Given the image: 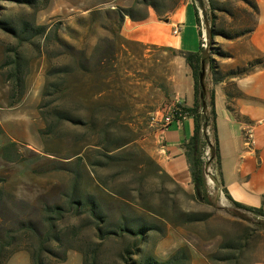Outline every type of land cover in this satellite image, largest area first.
<instances>
[{
	"label": "trees",
	"instance_id": "obj_1",
	"mask_svg": "<svg viewBox=\"0 0 264 264\" xmlns=\"http://www.w3.org/2000/svg\"><path fill=\"white\" fill-rule=\"evenodd\" d=\"M4 1L30 7L32 15L30 17L18 16L16 20L0 19V28L13 36L19 44L29 43L40 53L44 50L48 54L47 57L52 56L50 48L53 44L56 51L63 50L62 53L68 54L70 57V62L50 66L47 71L48 78L57 76L58 80L48 81L44 87L39 113L43 119L51 122L48 123L47 129L41 131H44V134L50 133L54 131L53 122L58 124L67 120L75 124H82L87 130L99 129L98 153L100 158L93 159L85 151L78 154L75 163L69 164L70 167L68 165L59 167L67 170L71 175L70 183L58 189L55 201L41 198L40 204L35 208V213L30 215L25 214L26 205L21 206L19 211L10 208L0 187V203L3 204V208L0 209V264H7L15 253L21 251L29 253L32 264L64 262L67 260L70 250L82 253L83 264H101L100 246L110 240L122 241L119 255L124 264H190L191 255L187 246L178 247L166 258L158 257L153 246L147 248L151 236L162 235L161 233L165 231L161 224L162 219L144 208L137 207L131 201L133 195L127 186L118 189L108 180H103L101 184L97 182L91 188L85 182L91 168H95V166L113 167L123 164L127 159V157L121 156L117 150L129 144L130 141L117 136L109 127L112 120L120 118L122 111L130 110L128 93L131 81L127 74L129 71L132 74L139 73V69L134 65L138 58L143 59L144 49L148 47L143 42L129 39L123 34L125 19L129 17L132 20L140 21L147 18V14L140 12L133 5L118 4L104 9L88 8V15L78 17L79 24L85 26L87 31L85 33L75 29L72 31L77 36L84 34L87 38L93 37L95 40L92 45H88L86 41V45L82 43L77 47L73 42L60 35L58 27L37 19L41 2L45 0ZM200 1L202 6H205L203 0ZM234 1L244 2L247 5L235 10ZM136 2L154 8L159 19L163 18L159 11V6H165L162 0H136ZM191 3L197 22L201 25L198 9L193 2ZM204 12L208 36L214 41L216 35L228 39L250 35L258 27L260 7L257 0H209V11L205 10ZM224 14L238 18L237 22L239 23H234L229 28L225 27ZM99 27L103 30L102 32H99ZM10 49L15 51L6 59L3 66H8L5 74L6 80L11 84V98L14 99L12 100L14 104L21 100L27 91L32 61L19 49L15 47ZM205 51L204 46H201L200 50L196 52L171 51L173 55L182 54L186 58L193 72L196 93L194 106L174 104L172 109L175 113L173 121L183 119L187 114L194 117L195 128L188 142V155L191 160L195 193L190 196L199 202L209 203L206 164L203 160L205 146L210 143L207 135L209 127L213 130L215 140L211 148V160L219 158V146L214 89L207 93L206 104L201 98L202 88L199 74ZM219 53L225 54L222 51ZM209 63H212L213 82L218 83L225 78L244 77L255 72L257 68L264 67V58H256L246 65L237 66L226 72L218 69L212 55L209 58ZM113 75H115L114 79ZM147 78L153 84L160 86L164 93L169 90L165 76H161L164 79L161 82L152 79L149 74ZM48 93L54 94L55 98L68 97L83 105L86 111L85 117L73 114L69 107H55L46 111L43 106ZM19 150L18 142L8 139L2 149L3 157L13 162L19 160L22 165L25 161L23 168H25L26 174L30 172L29 170H33L35 163L46 158V155L39 154L34 157L36 161L32 162L31 158L22 159V153ZM144 156L149 160V164L152 162L151 166H158L171 180L179 184L161 165H157L158 163L153 157L148 154ZM116 190H123V195ZM140 194L142 195V187L139 185L136 195ZM225 194L235 207L253 212L258 217H264L262 208L243 205L233 200L227 191ZM116 199L120 202L121 210L119 212L115 211L112 206V202ZM183 214L187 222L204 220L208 216L207 213L199 212ZM257 231L255 227H245L238 232L229 233L228 237L221 242L219 249L208 255V260L211 264H241L242 259L248 254L249 247L258 238ZM90 234L94 236V239L89 237Z\"/></svg>",
	"mask_w": 264,
	"mask_h": 264
},
{
	"label": "rangeland",
	"instance_id": "obj_2",
	"mask_svg": "<svg viewBox=\"0 0 264 264\" xmlns=\"http://www.w3.org/2000/svg\"><path fill=\"white\" fill-rule=\"evenodd\" d=\"M187 1L193 2L200 14V27L204 33L203 41L204 48H206L205 55L208 56V60L211 55L214 56L215 65L220 71L226 72L237 66L246 65L256 58H264V0H258L261 7L262 28L255 31L254 36L251 35L249 39L241 40L216 35L214 41L208 36L207 21L204 19V11H209V0H203L205 6H202L200 0H184L185 3ZM162 2L165 6H159V11L163 17L160 20L164 21L171 14L174 6L180 4L182 0H162ZM118 4L133 5L147 16L152 12L157 14L154 8L136 2V0H45L41 2L37 19L58 27L60 35L77 47L82 43L86 45V41L88 45H92L95 40L93 37L87 38L84 34L77 36L72 31V29L81 30L84 33L87 31L85 26L79 24L78 17L88 15V8L104 9ZM245 5L247 4L244 2L234 1L233 7L237 10ZM31 13L32 8L30 7L0 0V19L16 20L18 16L30 17ZM157 17H159L158 14ZM237 21H239L238 18L224 14L225 27L229 28L234 23H239ZM102 31L99 27V32ZM254 38L260 39V47L255 45ZM11 47L19 49L32 61L27 91L24 97L14 104L12 103L14 99L11 98V84L6 80L5 74L8 66H3L6 59L15 51L10 49ZM54 48L53 44L50 48L52 56L47 57L48 54L44 50L40 53L29 43L19 44L13 36L0 28V187L4 198L9 202L8 206L19 211L21 206L26 205V215L35 213V208L40 204L41 198L55 201L58 189L70 183L71 175L67 170L59 167L67 165L70 167L69 164L75 163L78 154L85 151L93 159L100 158L98 153L99 129L87 130L84 125L67 120L58 124L53 122L54 131L50 133L44 134V131H41L47 129L48 123L51 122L43 119L39 113L40 103L43 101V90L48 81L58 80L57 76L48 78L47 71L50 66L70 62L68 54L62 53L63 50L56 51ZM148 49L149 46L144 49L143 59L138 58L137 65H134L139 69V73L132 74L129 71L127 74L131 81L128 93L130 110L122 111L120 118L112 120L109 127L114 134L130 141L129 144L117 150L127 159L123 164L113 167L95 166L91 168L85 182L91 188L93 184L97 182L101 184L103 180H108L118 189L127 186L133 195L131 201L137 207L144 208L162 219L161 224L165 231L161 233L162 235L151 236L150 243L147 244V248L154 247L158 257L166 258L178 247L187 246L191 255L190 264H211L208 255L219 249L221 242L228 237L229 233L238 232L245 227H255L258 230V238L249 247L248 254L242 259L241 264H264V217H258L253 212L235 207L229 199L220 196L219 183L214 179V177L217 178V172L215 163L211 160L212 149L208 145L205 146L203 160L206 164L209 203L193 199L190 196L193 192L175 183L163 170L158 166H151L152 162L149 164V160L145 158L144 155L148 154L157 161V165H160L148 149L149 136L153 131L152 117L156 112L163 114L171 112V106H173L171 105L173 102L171 83L165 73V60H162V64L159 65L157 58L154 59L158 52ZM219 51L225 54H220ZM168 62L169 59L166 60V64ZM211 64L208 61L207 76L211 74ZM152 70H154L153 73ZM148 74L158 82L164 81L161 76H165L169 90L164 93L160 86L153 84L147 78ZM248 75L232 83L227 88V94L229 98H232L233 94L239 90L236 95V104L242 106L246 112L251 111L256 114L255 107L261 106L260 103L264 100L262 99L264 98V71ZM112 78L114 79L115 75ZM44 103L43 109L46 111L55 107H69L73 114L85 117V107L68 97L55 98L54 94L48 93ZM52 121H54L53 118ZM167 129H177V121ZM187 133L189 134L188 131ZM179 135L185 137L186 133L180 129ZM209 135L211 144H213L212 128ZM8 139L18 142L22 159L31 158L34 162L36 161L34 157L39 154L46 155V158L35 163L33 170H29L30 172L26 174L23 168L25 161L22 165L19 160L13 162L3 157L2 149ZM139 185L142 187V195L137 196ZM116 191L123 195V190ZM119 205L118 199L112 202L117 212L121 210ZM1 208L3 204L0 203ZM188 212L207 213L208 216L204 220L187 222L183 213ZM90 235L89 237L94 239V236ZM121 243L120 240H110L100 246L101 264H124L119 255ZM7 264H32V261L28 252L21 251L15 253ZM52 264H83V255L77 250H70L66 261Z\"/></svg>",
	"mask_w": 264,
	"mask_h": 264
},
{
	"label": "crops",
	"instance_id": "obj_3",
	"mask_svg": "<svg viewBox=\"0 0 264 264\" xmlns=\"http://www.w3.org/2000/svg\"><path fill=\"white\" fill-rule=\"evenodd\" d=\"M174 8L175 10L164 21H161L153 12L140 21L126 17L123 34L129 39L148 45L149 51L152 49L158 52L155 57L159 65L162 64V60H165V73L172 88L171 105L183 104L192 107L196 104L192 69L182 54L173 55L171 51H199L201 46H204L202 43L204 33L197 22L190 1L185 3L182 0ZM261 20L260 7L259 23L255 31L262 28ZM177 27L180 31L175 33ZM255 31L239 39L247 40L251 35L254 36ZM253 41L258 47L261 46L260 39L254 38ZM168 59L169 62L166 64ZM263 71L264 67H261L253 73L259 74ZM245 77L247 76L243 78ZM241 79V77H229L214 83L212 74L207 76L208 93L211 89H214L215 93L219 146V158L212 159V162L215 163L217 172L215 179L219 183L221 197L228 199L225 194L227 191L233 200L264 210V100L260 103L261 106L255 107L257 113L253 114L236 104V95L239 90L233 94L232 98H229L227 88ZM175 121H177V129H167ZM172 124L162 128L161 124L152 122L153 131L149 136L148 149L176 182L183 185L187 191L195 193L191 160L188 155V142L194 133L195 120L192 115L187 114L183 119L174 120ZM180 129L186 133L185 137H180ZM210 129L209 127L207 130L209 141ZM212 145L210 141L208 147L212 148Z\"/></svg>",
	"mask_w": 264,
	"mask_h": 264
},
{
	"label": "water",
	"instance_id": "obj_4",
	"mask_svg": "<svg viewBox=\"0 0 264 264\" xmlns=\"http://www.w3.org/2000/svg\"><path fill=\"white\" fill-rule=\"evenodd\" d=\"M208 56L205 55L202 59V65H201V71L199 74V80H200V85L202 88L201 91V98L203 100V103L206 104V96L208 93V87H207V82H206V77H207V65H208ZM215 179V177H214ZM216 180V179H215Z\"/></svg>",
	"mask_w": 264,
	"mask_h": 264
},
{
	"label": "built area",
	"instance_id": "obj_5",
	"mask_svg": "<svg viewBox=\"0 0 264 264\" xmlns=\"http://www.w3.org/2000/svg\"><path fill=\"white\" fill-rule=\"evenodd\" d=\"M179 31H180V28L177 27L175 29V33H178ZM203 45H205V43ZM174 114H175L174 109L171 108V112L167 114H161L160 112H156L153 115L152 119H153V122H157L161 124L163 126L162 128H166V126L172 122L174 118Z\"/></svg>",
	"mask_w": 264,
	"mask_h": 264
}]
</instances>
